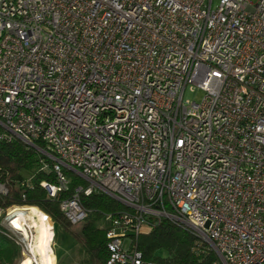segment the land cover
Masks as SVG:
<instances>
[{
  "label": "built area",
  "instance_id": "1",
  "mask_svg": "<svg viewBox=\"0 0 264 264\" xmlns=\"http://www.w3.org/2000/svg\"><path fill=\"white\" fill-rule=\"evenodd\" d=\"M3 137L52 161L50 196L65 170L86 183L71 225L81 194L128 208L104 215L106 264H157L130 238L160 218L219 264H264V0H0Z\"/></svg>",
  "mask_w": 264,
  "mask_h": 264
},
{
  "label": "trees",
  "instance_id": "2",
  "mask_svg": "<svg viewBox=\"0 0 264 264\" xmlns=\"http://www.w3.org/2000/svg\"><path fill=\"white\" fill-rule=\"evenodd\" d=\"M36 145L42 147L39 141ZM51 166L52 161L36 148L18 139H0V184L6 190L0 195L1 213L15 205L37 207L58 226L55 239L59 264H66L61 261V256L67 250L77 255L74 261L106 264L107 221L104 215L128 208L98 191L81 194V204L88 213L81 222L71 225L61 212L60 203L72 195L76 186H85L86 183L73 174L67 189L52 197L41 185L44 181L56 183ZM153 222L150 232L130 238L132 246L144 260L157 264H219L208 244L190 230L166 218ZM22 249L13 232L0 224V264H17Z\"/></svg>",
  "mask_w": 264,
  "mask_h": 264
},
{
  "label": "rangeland",
  "instance_id": "3",
  "mask_svg": "<svg viewBox=\"0 0 264 264\" xmlns=\"http://www.w3.org/2000/svg\"><path fill=\"white\" fill-rule=\"evenodd\" d=\"M217 1L218 0H213V6L216 5ZM201 96L202 92L199 90H195L193 92L187 90L184 94V98L190 100H199ZM65 173L69 178H71L74 174L68 170L65 171ZM15 206L22 207L17 205ZM12 207L10 208L12 209ZM40 212L42 213H40V215L38 213L34 214L30 210L25 212L26 228L28 227L26 229V233H23L21 230L16 229L11 223L7 222L8 220L5 218L6 215L0 213V224L4 225L7 229L12 231L23 246L17 264H20L26 257H31L34 264H59L56 256L57 244L55 239L56 232H59L58 226L52 220L49 222L41 210ZM49 228L53 229V231H50ZM77 229L78 228L75 227V230ZM60 236H62V234H60ZM122 242L124 247L127 248L129 244V238L124 237L122 239ZM75 258L77 259V255L75 254V252L67 250L62 254L61 261L65 262L66 264H85L80 260L74 261Z\"/></svg>",
  "mask_w": 264,
  "mask_h": 264
},
{
  "label": "bare ground",
  "instance_id": "4",
  "mask_svg": "<svg viewBox=\"0 0 264 264\" xmlns=\"http://www.w3.org/2000/svg\"><path fill=\"white\" fill-rule=\"evenodd\" d=\"M32 211L34 214L38 213L40 215V210L37 207L34 206H22V207H16L13 209L14 217L11 219L10 223L17 229L21 230L23 233H26V218H25V212L26 211ZM42 214V213H41ZM44 214V213H43ZM46 219L50 222L51 219L46 215ZM28 223V222H27ZM50 224V223H49ZM35 225V223H34ZM50 231H53V229L49 228ZM31 230V229H30ZM32 232V231H31ZM29 244V243H28ZM32 251V250H31ZM35 260V259H34ZM36 262V261H35ZM20 264H34L31 257H26L23 259V261Z\"/></svg>",
  "mask_w": 264,
  "mask_h": 264
}]
</instances>
